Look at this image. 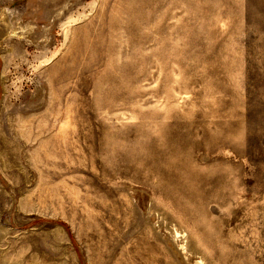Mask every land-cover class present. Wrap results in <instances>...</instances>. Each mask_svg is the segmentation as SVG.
I'll return each mask as SVG.
<instances>
[{"label":"rangeland","instance_id":"obj_1","mask_svg":"<svg viewBox=\"0 0 264 264\" xmlns=\"http://www.w3.org/2000/svg\"><path fill=\"white\" fill-rule=\"evenodd\" d=\"M0 264H264V0H0Z\"/></svg>","mask_w":264,"mask_h":264}]
</instances>
